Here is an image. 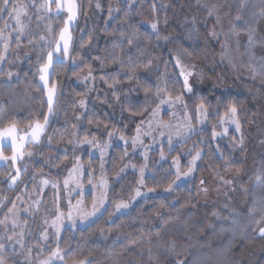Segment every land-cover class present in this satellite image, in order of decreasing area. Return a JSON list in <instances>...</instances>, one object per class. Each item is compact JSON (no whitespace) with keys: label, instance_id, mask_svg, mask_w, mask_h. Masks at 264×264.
<instances>
[{"label":"clouds","instance_id":"1","mask_svg":"<svg viewBox=\"0 0 264 264\" xmlns=\"http://www.w3.org/2000/svg\"><path fill=\"white\" fill-rule=\"evenodd\" d=\"M0 264H264V0H0Z\"/></svg>","mask_w":264,"mask_h":264}]
</instances>
